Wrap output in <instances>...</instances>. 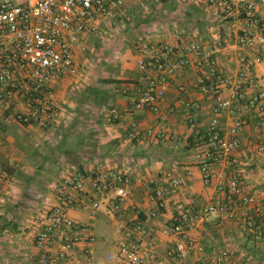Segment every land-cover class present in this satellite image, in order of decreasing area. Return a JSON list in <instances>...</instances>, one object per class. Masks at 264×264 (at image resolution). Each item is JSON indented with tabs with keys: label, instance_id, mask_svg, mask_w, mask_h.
Listing matches in <instances>:
<instances>
[{
	"label": "crops",
	"instance_id": "1",
	"mask_svg": "<svg viewBox=\"0 0 264 264\" xmlns=\"http://www.w3.org/2000/svg\"><path fill=\"white\" fill-rule=\"evenodd\" d=\"M183 2L187 7L179 9L181 22L165 42H198L212 53L219 71L230 83L237 81L240 56L259 57L260 62L249 72L256 86L246 88V97L264 93V47L240 43L237 34L227 28L205 0ZM130 17L123 10L115 19L100 23L96 33H84L85 50L76 56L75 72L60 76L48 86L57 113L46 123L17 122V114L29 111L26 97L21 92L6 94L1 87L0 173L5 178L0 182V264H35L32 243L38 229L36 220L49 206L58 204L54 185L63 177L101 171L123 173L130 180L121 211L114 216L99 213L113 226L112 237L106 239L109 250L105 264H109L108 254L117 249L118 227L136 219L143 222L145 239L153 241L166 264H180L165 258L173 243L159 230L177 214V203L193 212L223 199L219 181L208 186L202 183L196 158L202 149L199 136L216 119L220 134L227 137V130L238 116L245 125L237 133L238 147L230 156V172L242 178L247 193L257 199L259 211L252 206L238 209L230 220L218 213H206L192 223L189 235L203 246L207 261L227 250L232 264H264V154L255 152L262 114L245 106L234 113L214 112L213 100L196 86L197 75L191 65L175 70L159 113L132 109L139 76L136 42L144 37L149 38L148 42L153 40L150 28L131 21L123 27L121 23L131 20ZM254 19L257 23L242 21L240 30L256 31L264 24L263 7L255 10ZM131 36L134 39L130 41L127 37ZM97 45H104L100 58L113 70L97 75L98 83L90 87L77 69L87 61L88 51ZM87 87L95 92L100 90L101 98L90 101L85 96ZM179 98L198 104V111L191 114L192 128L187 123L190 112L177 103ZM111 108L118 110V118L108 116ZM148 130L160 131L162 136H146ZM167 177L180 179L181 184L171 190ZM153 211L156 216L150 217ZM68 213L75 223L90 226L97 216L89 218L81 208ZM83 235H92L91 229Z\"/></svg>",
	"mask_w": 264,
	"mask_h": 264
},
{
	"label": "built area",
	"instance_id": "2",
	"mask_svg": "<svg viewBox=\"0 0 264 264\" xmlns=\"http://www.w3.org/2000/svg\"><path fill=\"white\" fill-rule=\"evenodd\" d=\"M205 3L237 34L240 43L264 47V24L256 31L239 28L242 21L257 23L254 13L258 7L264 8V0H205ZM123 10L122 0H0V93L1 87L6 94L23 93L29 108L27 113L15 116L17 122L44 124L57 113L49 84L75 72L76 56L85 50L84 33H96L100 23L115 19ZM136 46L139 76L132 109L159 113L169 79L177 68L191 65L197 75L196 86L213 100L214 112L234 113L245 106L262 114L255 152L264 154V93L246 97V88L256 86L249 72L260 62L259 57L240 56L237 81L230 83L222 76L212 53L198 42L152 43L138 39ZM177 103L190 112L187 123L192 128L191 114L198 111V104L182 98ZM108 116L116 119L119 112L111 108ZM244 125V119L236 117L225 137L220 134L216 119H212L199 136L202 149L196 158L202 183L208 186L219 181L223 199L193 212L184 204H176L177 214L159 230L160 235L173 243L165 258L180 264H194L196 260L199 264H232V255L227 250L220 251L211 261L205 260L203 246L189 235V230L193 222L209 212L230 220L238 209L252 206L259 211L257 199L247 193L242 178L230 172L233 164L230 156L238 147L237 133ZM146 136L160 138L162 134L148 130ZM4 178L0 173V182ZM129 182L126 175L116 171L61 178L54 185L58 204L49 206L36 220L38 229L32 243L35 264H91L90 245L94 238L83 235L90 225L75 223L68 211L81 208L92 219L100 212L114 216L128 196ZM166 183L175 190L181 180L167 177ZM155 216V211L150 212V217ZM118 232L117 249L107 256L109 264H166L153 241L145 239L141 220L119 226Z\"/></svg>",
	"mask_w": 264,
	"mask_h": 264
},
{
	"label": "rangeland",
	"instance_id": "3",
	"mask_svg": "<svg viewBox=\"0 0 264 264\" xmlns=\"http://www.w3.org/2000/svg\"><path fill=\"white\" fill-rule=\"evenodd\" d=\"M183 1L185 0H122L123 8L131 16V20H126L121 24L125 27L131 21L143 25L151 29L150 40H153V43L156 41L165 42L168 35L175 30V26L181 22L179 9L187 7L186 2ZM127 38L130 41L134 39L133 36ZM146 38L144 37V41L149 40V38ZM103 50L104 45H97L93 48V51H88L87 61L77 69L79 74L85 75L87 79L84 83H87L90 87L98 83L97 75L113 70L112 65L102 63L100 52L103 53ZM102 64L103 66H101ZM85 96L89 97L90 101L93 99L98 100L101 98L100 90L95 92L94 89L87 87ZM83 98H85L84 95ZM90 229L94 238L91 256L93 264H105V256L109 250L106 239L112 235L113 226H110V222L105 215L98 213L92 221Z\"/></svg>",
	"mask_w": 264,
	"mask_h": 264
},
{
	"label": "trees",
	"instance_id": "4",
	"mask_svg": "<svg viewBox=\"0 0 264 264\" xmlns=\"http://www.w3.org/2000/svg\"><path fill=\"white\" fill-rule=\"evenodd\" d=\"M20 124H22V123H20Z\"/></svg>",
	"mask_w": 264,
	"mask_h": 264
}]
</instances>
